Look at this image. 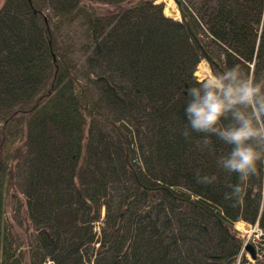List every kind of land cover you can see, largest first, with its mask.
Returning <instances> with one entry per match:
<instances>
[{"label":"trees","instance_id":"trees-1","mask_svg":"<svg viewBox=\"0 0 264 264\" xmlns=\"http://www.w3.org/2000/svg\"><path fill=\"white\" fill-rule=\"evenodd\" d=\"M157 1L0 0V264H264L235 228L264 247V162L240 181L221 135L247 122L264 160V0ZM209 91L226 106L197 130Z\"/></svg>","mask_w":264,"mask_h":264},{"label":"clouds","instance_id":"clouds-1","mask_svg":"<svg viewBox=\"0 0 264 264\" xmlns=\"http://www.w3.org/2000/svg\"><path fill=\"white\" fill-rule=\"evenodd\" d=\"M212 84L219 86V81L215 78H210L204 86L208 87ZM231 91L232 90L230 89V94ZM241 91L243 93V98L250 99L257 89L249 86ZM225 106L226 105L223 100L219 99L213 91H209L203 103H191L186 109V112L191 118L192 126L197 130H200L208 128L217 122ZM252 131L253 130L249 124L245 122V125L240 129L221 134L223 138L237 145L231 153V159L224 162V167L228 169L229 172L237 173L240 181L242 182L245 181L251 174L256 172L258 161L264 162V160H260V154L251 146L244 145V141L252 135ZM205 182H207V177H205ZM231 187L233 190L231 193L225 194V199H232L233 197L238 198L242 194V188L239 184Z\"/></svg>","mask_w":264,"mask_h":264},{"label":"rangeland","instance_id":"rangeland-1","mask_svg":"<svg viewBox=\"0 0 264 264\" xmlns=\"http://www.w3.org/2000/svg\"><path fill=\"white\" fill-rule=\"evenodd\" d=\"M168 1L173 2L174 6L176 8V11H177V15H167L165 13ZM160 2L163 3V14L165 16L170 17L173 20L180 21V13H179L178 8H177V6L173 0H158L157 1V3H160ZM195 76L199 81H202V80L207 81L210 78H215L211 73V69L209 67V64L205 60H202L198 64L197 70L195 72ZM212 86H215L217 88L221 87L220 83H219V86H217L216 84H212ZM16 194H18V197L16 200L15 199H9L7 201L8 205L6 208V222H7V224L13 225V227L18 228V231H19L18 234L20 235L19 237H21V240L24 242V241L28 240V236H29L31 229L29 227H26L24 220L22 221V224H20V222H19V217L24 219V205L22 204V202H23L22 197L19 195L18 192H16ZM14 216H18V217L14 218ZM235 228L239 232L241 238L243 239V242H244L243 244H245V245L250 244L253 247H255V249L258 251L257 254L260 255L261 258L264 259V256L262 255V254H264V247L260 244L262 237H263V232L261 230L259 231L258 228H255L254 226L247 225L246 223H243V222L237 223ZM96 230H98V229L96 228ZM244 253H245L246 258L250 262L251 258H250L249 253H247L246 251Z\"/></svg>","mask_w":264,"mask_h":264},{"label":"water","instance_id":"water-1","mask_svg":"<svg viewBox=\"0 0 264 264\" xmlns=\"http://www.w3.org/2000/svg\"><path fill=\"white\" fill-rule=\"evenodd\" d=\"M244 250L249 253L250 255V258L255 261L256 258H257V252H256V249L250 245V244H247L245 247H244Z\"/></svg>","mask_w":264,"mask_h":264},{"label":"bare ground","instance_id":"bare-ground-1","mask_svg":"<svg viewBox=\"0 0 264 264\" xmlns=\"http://www.w3.org/2000/svg\"><path fill=\"white\" fill-rule=\"evenodd\" d=\"M165 13L167 15H177L176 8L172 1H168Z\"/></svg>","mask_w":264,"mask_h":264},{"label":"built area","instance_id":"built-area-1","mask_svg":"<svg viewBox=\"0 0 264 264\" xmlns=\"http://www.w3.org/2000/svg\"><path fill=\"white\" fill-rule=\"evenodd\" d=\"M255 228H257V226H254ZM260 231V230H259ZM243 251V250H242ZM244 252V251H243ZM44 264H53L51 261L47 260Z\"/></svg>","mask_w":264,"mask_h":264}]
</instances>
